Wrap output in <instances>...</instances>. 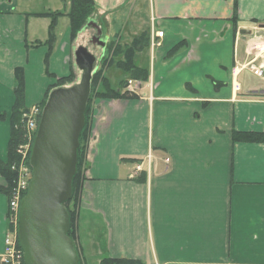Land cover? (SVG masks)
<instances>
[{"label": "crops", "instance_id": "1", "mask_svg": "<svg viewBox=\"0 0 264 264\" xmlns=\"http://www.w3.org/2000/svg\"><path fill=\"white\" fill-rule=\"evenodd\" d=\"M71 1L0 0L4 161L16 68L25 69L29 108L58 77L79 71L75 51L81 44L72 39L67 16ZM94 1L92 21L103 28L107 19L109 37L122 41L129 23L134 38L150 35V44L136 54L148 78H133V92L121 87L126 74L113 86L108 72L119 69L113 64L105 75L129 96L93 101L81 207L101 217L103 225L90 233L102 247L100 255L145 264H264V142L232 138L235 130L264 132V85L237 93L232 74L247 60V44L264 40V0ZM56 11L64 16L48 65L54 77L45 65L50 18L37 14ZM158 30L164 36L155 46ZM140 162L143 170L134 175ZM9 210L0 191V253Z\"/></svg>", "mask_w": 264, "mask_h": 264}, {"label": "water", "instance_id": "2", "mask_svg": "<svg viewBox=\"0 0 264 264\" xmlns=\"http://www.w3.org/2000/svg\"><path fill=\"white\" fill-rule=\"evenodd\" d=\"M89 25L100 33L97 22L91 21ZM98 41L95 36L93 42ZM99 44L106 43L99 41ZM75 58L82 70L81 79L70 87L51 91L33 145V176L18 217L25 264H79L74 241L68 234L70 218L65 202L72 196L80 134L85 125L97 56L80 45Z\"/></svg>", "mask_w": 264, "mask_h": 264}, {"label": "trees", "instance_id": "3", "mask_svg": "<svg viewBox=\"0 0 264 264\" xmlns=\"http://www.w3.org/2000/svg\"><path fill=\"white\" fill-rule=\"evenodd\" d=\"M96 9L94 0H72L70 11L67 13L70 21L71 35L72 39L75 40L78 34L84 31L86 28H95L92 25H89L91 22L90 19L94 14ZM37 16H44L50 18L49 26V36L44 44L48 45V52L45 57L46 73L51 75L48 71L49 59L52 54V51L57 42V25L59 19L64 16V13L61 11L56 12H47L40 13ZM235 17H237V3H235ZM97 29V28H95ZM94 38V37H93ZM43 42L37 43V45L42 44ZM150 44V35L149 33L143 32L137 35L131 43L123 44L119 36H115L114 39L107 45L108 55L101 61V67L98 68L97 73L92 76L91 79V94L85 111V125L80 134V145L78 148V162L76 173L73 177L72 182V196L69 200L65 202V206L69 213L70 218V227L68 230L69 236L76 243L75 235L72 230L76 229V218H77V209L81 201L82 191L84 187V181L86 180V172L88 169L87 162V148L90 136L91 129V118H92V109L93 101L95 98H118V97H128L127 92L122 93L121 91L112 87L109 79L105 75V70L116 64L119 69H121L124 74H126V79L121 81V87L124 88L128 83L129 79H140L146 80L148 78L147 69L140 67L136 64V54L138 51L144 49ZM183 43L176 45L172 52H175L182 46ZM123 54L124 58H121L117 61L119 55ZM102 74L101 78L99 77ZM16 75V86L14 89L15 92V102L12 108L10 116V141L8 147V159L6 161L0 158V174L5 178L6 185L0 187V191L5 193L9 199V203L12 199L14 190L17 186L19 179V167L22 161V155L18 152L20 146L26 143L28 138V129H27V118L25 114L29 111V107L26 105V82H25V69L23 67H18L15 70ZM75 74L72 72L67 76L58 77L57 81L52 84L46 94L44 99L39 103L42 108V112L45 106V103L52 90L60 87H70L76 82H74ZM99 79V82H98ZM216 84V83H215ZM2 119L6 118L5 114H1ZM41 121V119H40ZM40 121L38 124H40ZM39 128V125H38ZM38 129L33 133V141L31 145L28 165L33 171L31 165V157L33 152V145ZM234 142H264V132L256 131H238L235 130L232 135ZM86 162V164H85ZM27 191L25 192V195ZM24 195V196H25ZM73 203V204H72ZM71 204L73 206H71ZM10 211V210H9ZM8 216L10 214L8 213ZM8 219H10L8 217ZM13 224L9 223V228H12ZM18 245L19 238H18ZM76 247V244H75ZM79 256V255H78ZM25 264V262H24ZM80 264V263H79ZM98 264H145L140 260H135L126 257H111L104 256L101 258Z\"/></svg>", "mask_w": 264, "mask_h": 264}, {"label": "rangeland", "instance_id": "4", "mask_svg": "<svg viewBox=\"0 0 264 264\" xmlns=\"http://www.w3.org/2000/svg\"><path fill=\"white\" fill-rule=\"evenodd\" d=\"M93 18H94V16L91 17L90 21H92ZM147 18L149 19V16ZM105 23H106V25H108L107 19H106ZM104 24H103V28L100 27V30H101L100 33L98 32V29L90 27L89 29H87V31L80 32L78 34V36L76 37V39L74 40L77 43L88 47V49L97 56V61L95 64V71H94L93 75H95V73H97L98 69H96V68L101 67L102 59L105 58V56H108V58L110 57L108 55L107 45L111 42L112 39H114L113 36L109 37L107 35L108 31L106 32V30H107L105 27L106 25H104ZM115 28H116V26H115ZM132 30H133L132 25L130 23L128 25L125 24L123 31H122V35H123L122 42L124 44L131 43V41L134 39L135 35L133 34ZM84 33H85V35H87L86 39H83ZM95 36H97L99 41H104L106 44L104 46H101L99 44V41L94 43L93 40H94ZM261 45H264V41H262L260 43V47H261ZM263 51H264V47H263ZM119 57L124 58V55L121 54V55H119ZM244 59H245L244 48L241 47L240 51H239V60L243 61ZM74 62H75V60H74ZM72 68H74L73 65H72ZM73 72L75 74L74 82L77 83L81 79L82 70L79 69V71L76 70V72L73 70ZM101 76H102V74L99 77L101 78ZM108 76L110 77V80H111L113 86L119 87L120 86V80L124 77V73L122 72V70L114 67L108 72ZM238 80H239L240 84L242 85V88L244 91H246L250 88H256V87L264 85V78L255 75L249 69L242 70V72L240 73V75L238 77ZM56 81H57V79H56ZM98 82H99V79H98ZM26 144L31 145V143L29 142V136L27 138L26 143L23 145H26ZM27 148L28 147H26L24 150H26ZM30 150H31V147L29 146L27 156L25 158L22 156V161L20 164H22V163L26 164V165L28 164L27 162L29 160ZM18 152L22 155L20 148L18 149ZM85 164H86V162H85ZM72 204H71V206H73ZM77 210L78 211H77V218H76V229L74 227L72 232L74 231L73 234L75 235V240H76L75 244H76L77 253L79 255V263L80 264H98L99 261L101 260V258H103L100 255L102 253V247H101V245H97L98 244L97 242L95 243V240H94V238H92L90 236V233H92V230L94 229L96 224H99L100 226L103 225L101 217L99 215L94 214L93 212L83 211L82 207H81V201L79 203ZM9 214H10V216H8L10 218V219H8L9 223L14 225V222H13L14 211L11 209V207H10ZM13 225H12V227H13ZM93 231H95V230H93ZM99 252H101V253H99Z\"/></svg>", "mask_w": 264, "mask_h": 264}, {"label": "built area", "instance_id": "5", "mask_svg": "<svg viewBox=\"0 0 264 264\" xmlns=\"http://www.w3.org/2000/svg\"><path fill=\"white\" fill-rule=\"evenodd\" d=\"M156 36L157 39H154V45L160 46L162 44L161 39L164 36V31L158 30ZM158 38H160V40H158ZM258 42L261 41L249 42L247 44V60L243 63L236 64L232 70L233 88L237 93L242 91V85L238 80V77L242 70L249 69L255 75L264 78V45H262L261 47L254 46V44ZM127 87L130 91H135L133 79L128 80ZM25 116L27 118L29 142L32 145L31 141H33V133L38 129V123L42 116V108L39 104H36L29 108V111L25 114ZM31 145L26 144L20 146V151L22 152V156L24 158L27 156L28 148L29 146L31 147ZM26 147L28 148L24 150ZM167 161H169V159H167ZM142 170L143 164L141 162L137 163L135 166L134 175H137ZM31 179L32 169L28 164L26 165L22 163L19 167L18 183L10 201V207L14 211V225L6 234L4 250L0 253V264H24V252L18 245V217L21 201L25 195V192L28 191V186Z\"/></svg>", "mask_w": 264, "mask_h": 264}, {"label": "bare ground", "instance_id": "6", "mask_svg": "<svg viewBox=\"0 0 264 264\" xmlns=\"http://www.w3.org/2000/svg\"><path fill=\"white\" fill-rule=\"evenodd\" d=\"M261 42H262V41H261ZM261 42L255 43L254 46H256V47H260V43H261ZM261 46H262V45H261Z\"/></svg>", "mask_w": 264, "mask_h": 264}]
</instances>
